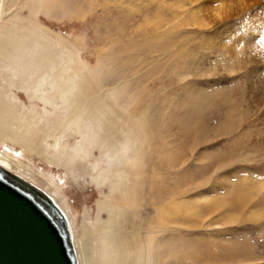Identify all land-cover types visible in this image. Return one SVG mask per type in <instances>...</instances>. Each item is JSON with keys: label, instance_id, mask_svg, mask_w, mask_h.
<instances>
[{"label": "rangeland", "instance_id": "rangeland-1", "mask_svg": "<svg viewBox=\"0 0 264 264\" xmlns=\"http://www.w3.org/2000/svg\"><path fill=\"white\" fill-rule=\"evenodd\" d=\"M48 4L0 0V37L33 36L49 54L30 73L31 90L0 64V95L16 114V135L0 131V158L62 206L74 251L85 227L99 235L112 207L151 239L142 240L145 264H211L192 258L232 248L243 257L221 264H264V0ZM61 68L94 83L83 109L115 101L117 138L72 118L54 77ZM246 180L256 188L237 204L229 197ZM107 249L96 237L102 263Z\"/></svg>", "mask_w": 264, "mask_h": 264}, {"label": "bare ground", "instance_id": "bare-ground-1", "mask_svg": "<svg viewBox=\"0 0 264 264\" xmlns=\"http://www.w3.org/2000/svg\"><path fill=\"white\" fill-rule=\"evenodd\" d=\"M53 1L54 0H48V3H49L48 5L50 6V4L53 3ZM43 3H44V1H43ZM46 32H48L49 34L51 33L48 30ZM6 35H8V33ZM51 35H52V33H51ZM26 36H28V35L26 34ZM56 37H58V39H59L58 35ZM16 38H17V36L13 35V34L11 37H6V36L0 37V62H1L0 64L3 66H7V69L8 70L10 69L11 70L10 72L14 73L13 74V75H15L14 77L20 78L21 81L24 83L25 89L31 90L32 86L27 82V80L30 78V73L33 71L34 67L36 68V66L43 64L44 62H48L47 57L49 54H48V51L45 50V48L43 49L41 47L40 48L35 47V45H34L35 37H33V36L28 41H26V44L25 43L21 44L22 42H20V39L18 40ZM61 41H64V44H67V45L69 44L65 40H61ZM40 43H42V40L40 41ZM42 44L44 46H46V45L48 46V41H44ZM22 53H25V54L22 55ZM10 59L12 61L14 59L15 62L11 63ZM37 69H39V68H37ZM40 71H42V70H40ZM3 74H4V72L0 71V79L3 78ZM54 77L58 83L57 86L61 87V92H62L61 99H62V101L64 103L70 105L71 107H74L72 115H71L72 118H75L78 120L80 118H82V119L85 118L89 123L93 124L94 127L97 129L99 127L105 126V129L108 131V138H110V140H112L113 136L115 138H117V136H118L117 132L120 130V128L118 126L119 124L117 122H118V119L120 117H122L123 114L120 113L119 109L116 106L115 101L111 100L112 98H109V97L108 98H101L98 100V103L94 107H92L90 109H83V90L87 91V90L93 89L94 83L90 79H88V77H87V78H85V82L83 84V71L81 69L79 70V68L75 73V78H77L79 82H75V80H74L75 78H73V76L71 74H68V72L65 71L63 68L58 69L56 72V76H54ZM51 78H52V76H51ZM11 85H13V84H11ZM14 86H15V84H14ZM112 92H113V90H112ZM112 92H110V93H112ZM9 100H10V96L7 93H6V96L4 94L0 95V131L2 133L1 137L3 139L5 138V136L7 137V135L9 133L12 135L13 134L16 135L13 132L15 130L14 125L16 123L15 122V115L16 114L13 111V109L9 107V105H8L9 102H7ZM11 101L13 102L14 99H11ZM11 101H10V104L13 107V104ZM175 108H176V106H175ZM233 111H234V109H233ZM113 112L116 113V116L113 115ZM67 113H69V112H67ZM180 122H181V120H180ZM132 125L131 126H130V124H128V126L125 125V126H123V129L126 131H133ZM161 125H162V121H161ZM183 129L186 131V127H184ZM187 129H188V131H190V127H188ZM180 131H182V130H180ZM124 135H123V137H124ZM119 138H122V137L120 136ZM126 138H127V135H126ZM21 140L25 141V138L23 136H21ZM25 142H27V141H25ZM0 166H2L3 168H5L9 171H12L14 169L4 158H2V159L0 158ZM128 168L129 167L127 166L126 169H128ZM12 172L15 173L14 171H12ZM15 174H17V173H15ZM17 175H19V174H17ZM19 176L22 177L23 179L27 180L23 176H21V175H19ZM103 178L104 177H102V180H103ZM128 179H129V177L126 176V178H123V181L120 183H123V182H125L124 180H128ZM181 180H182V178H181ZM246 181H247V183H246ZM246 181L243 184V187L241 189H240V187L237 186L235 191L231 192V197H229L230 200L236 199V201L238 202V203L237 202L236 203L237 204L240 203L242 205L247 203V201H249L250 197L252 196L251 193L253 191V187H255V186H252L253 184L251 185L248 182V180H246ZM99 184L101 185L102 182H99ZM117 184L118 183H115L114 187H116ZM33 185H35V184H33ZM261 185H262V182H261ZM35 186L38 187L37 185H35ZM39 189H41V188H39ZM49 196L53 199L54 203L58 206V208L60 209V211L63 215L64 221L62 224L66 228H68V230L70 229V232H72V234L75 233L73 223L71 222L72 226L69 225V221L67 218L68 215L65 212V210L63 208L61 209L62 206L60 207L58 205L59 203L56 201V199L54 197H52L51 195H49ZM108 206H109V204H108ZM98 207H99V209L103 210L105 205L100 204ZM212 207H214V205H212ZM114 210L115 209L111 207L110 211H109L110 213H108V214H110L109 219H107L106 221H100L98 223V226H97L98 232H99L98 236H94V238H90L91 233H89L88 227H85L86 230H85L84 237L82 238V240H79L76 242V246H77V244L79 245V250L77 249L78 253L75 252V256H76V260H77L78 264H80V261H79L80 259H82L83 264H145L146 263V262H144L145 261L144 258H142L144 253L142 251L143 247L141 245H142V243L145 244L142 240H144L146 243H149V242H151V239L141 238V236H142L141 230L142 229H138V227L136 226V223L132 221L131 217H130V219L127 218L126 220L122 219V220H125L124 221L125 224L123 222H122V224H120V218H122L123 216H121V214H119L118 212H116ZM159 210H160V212L163 211L162 208H160ZM68 235H69V233H68ZM96 237H98V239L104 245H106V247H108V249L106 250V253H107L106 256H109L108 257L109 261L107 263L105 261L102 263L103 258L99 259L95 255H93L92 244H93V241L96 240ZM231 247H232V245H231ZM203 250H204V248H203ZM129 251H131V252L134 251L135 254L132 256L127 255L129 253ZM104 255H105V253H104ZM106 256H104V257H106ZM239 256L243 257V254L239 253L237 249L232 248V249H226L224 251L216 250L215 252H212L209 250H205L202 253L197 252V253H195L194 258H192V259L194 261H198V260H202L204 258L206 260V262H209L211 264H217V263L221 264L222 262H225V261L231 262L233 260H236L237 258H239ZM139 258L142 260H140ZM178 258H181V257L178 256ZM105 260H106V258H105ZM216 261H218V262H216Z\"/></svg>", "mask_w": 264, "mask_h": 264}, {"label": "water", "instance_id": "water-1", "mask_svg": "<svg viewBox=\"0 0 264 264\" xmlns=\"http://www.w3.org/2000/svg\"><path fill=\"white\" fill-rule=\"evenodd\" d=\"M62 219L47 193L0 166V264H78Z\"/></svg>", "mask_w": 264, "mask_h": 264}]
</instances>
